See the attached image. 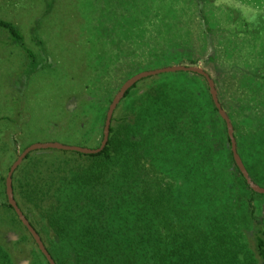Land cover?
<instances>
[{"label":"trees","instance_id":"trees-1","mask_svg":"<svg viewBox=\"0 0 264 264\" xmlns=\"http://www.w3.org/2000/svg\"><path fill=\"white\" fill-rule=\"evenodd\" d=\"M197 1L208 6L215 0ZM0 30L28 49L13 22L0 19ZM255 32L249 49L262 58L246 60L243 68L260 74L264 34L248 31ZM227 44L238 46L232 37ZM31 54L28 49L27 59ZM215 67L238 153L254 182L264 187V74L256 82V75L248 76L236 62L233 83ZM128 74L122 82L134 75ZM97 83L96 92L103 88ZM106 108H101V139L75 146L100 147ZM118 110L123 117L112 119L100 154L41 151L13 175L18 206L56 264H264V228L256 223L251 199L240 200L247 191L255 193L235 164L206 80L176 73L141 81ZM6 207L33 244L29 264H49L11 205ZM19 245L0 240V264H17Z\"/></svg>","mask_w":264,"mask_h":264},{"label":"rangeland","instance_id":"rangeland-1","mask_svg":"<svg viewBox=\"0 0 264 264\" xmlns=\"http://www.w3.org/2000/svg\"><path fill=\"white\" fill-rule=\"evenodd\" d=\"M0 19L22 31L32 53L27 59L28 49L0 30V240L21 243L17 264H29L33 244L6 207V180L26 148L100 140L101 108L109 109L127 73L185 65L202 68L214 80L218 66L236 83L231 67L237 62L256 82L264 74L243 68L246 60L262 58L249 49L257 32L248 31L264 34V0H215L208 6L197 0H0ZM230 37L238 50L227 44ZM97 81L103 88L96 92ZM119 107L117 119L123 117ZM14 185L13 179L16 200ZM240 200L251 201L264 228V195L247 191Z\"/></svg>","mask_w":264,"mask_h":264},{"label":"water","instance_id":"water-1","mask_svg":"<svg viewBox=\"0 0 264 264\" xmlns=\"http://www.w3.org/2000/svg\"><path fill=\"white\" fill-rule=\"evenodd\" d=\"M176 73L196 74V75L202 76L206 80L208 88H209V93L211 95L214 106L218 110L220 117L226 124L227 134H228L230 145H231V151H232L233 158H234L237 168L239 169L240 173L244 177L249 188L254 193L264 195V188L260 187L259 185L253 182V180L251 179L238 153L237 142L235 139V131H234L232 121L220 103L218 91L216 89L215 82L211 78V76L200 67L185 66V65H174V66L165 67L161 69L141 72L131 77L129 80H127L122 85L119 92L116 94L115 98L110 104L107 115H106V121H105V126H104V131H103V139H102V142L99 148L91 149V148L80 147V146L65 145V144H61L58 142L36 143L28 147L21 155H19V157L14 162V164L12 165L8 173V177L6 180V193L8 197V202L11 205V207L14 209L20 222L23 224V226L27 229L29 234L34 239L40 252L44 255V257L46 258L49 264H56V262L54 261L50 253L48 252L44 242L42 241V238L37 233V231L34 229V227L30 224V222L28 221V219L26 218V216L24 215V213L18 206L17 201L15 200L14 193H13V175L15 174L17 169L22 165V163L27 159L29 155H31L32 153L38 152V151L57 150V151H64V152H71V153H79L82 155L100 154L108 145L109 138H110L111 125H112V119L114 117V114L118 106L120 105L122 100L125 98L128 91H130L135 85H137L138 83L146 79L156 78L158 76L165 75V74H176Z\"/></svg>","mask_w":264,"mask_h":264}]
</instances>
